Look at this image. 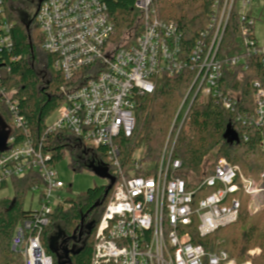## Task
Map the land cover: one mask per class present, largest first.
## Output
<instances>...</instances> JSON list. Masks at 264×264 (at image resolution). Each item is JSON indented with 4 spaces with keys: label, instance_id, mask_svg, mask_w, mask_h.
Returning <instances> with one entry per match:
<instances>
[{
    "label": "built area",
    "instance_id": "built-area-1",
    "mask_svg": "<svg viewBox=\"0 0 264 264\" xmlns=\"http://www.w3.org/2000/svg\"><path fill=\"white\" fill-rule=\"evenodd\" d=\"M261 1L214 0L209 24L187 54L178 25L162 19L155 0H135L140 19L134 29L121 35L111 19L108 0L41 1L37 26L43 35L42 49L55 58L53 69L63 76V102L54 112L57 118L45 123V129L50 135L61 134L72 150L79 149L89 169H107L115 179L95 233L90 264H239L226 251H207L196 244L192 232L205 238L237 222L240 197L253 201L264 192L261 182L220 159L212 174L190 187L180 176L183 166L173 151L197 95L221 97L225 108L236 111L238 98L220 92L225 68L247 69V54L260 56L264 67V45L258 44L255 29H243L246 55L228 57L221 51L235 5L243 20L252 11L249 26L255 28L254 4ZM15 23L8 16L7 2L0 0V104L7 106L11 116L10 125L4 122L8 139L7 149L0 152V189L13 178L39 176L41 183L30 191L37 196L39 209L32 210V216L16 228L12 248L23 255L25 264H53L41 235L57 207L65 205L59 192L67 185L60 179L54 157L44 149L46 137L40 143L35 140L17 90H8L3 83L8 62L22 59L13 55ZM189 64L197 71L194 83L172 122L157 171L146 177H138L135 170L126 174L117 139L133 136L138 99L156 91L159 77L178 76ZM253 89L255 112L239 119L262 126L264 89L257 81ZM97 149L104 150L108 162L95 154ZM140 157L136 156V170L143 165Z\"/></svg>",
    "mask_w": 264,
    "mask_h": 264
},
{
    "label": "trees",
    "instance_id": "trees-1",
    "mask_svg": "<svg viewBox=\"0 0 264 264\" xmlns=\"http://www.w3.org/2000/svg\"><path fill=\"white\" fill-rule=\"evenodd\" d=\"M5 1L8 16L16 22L13 28V55L22 59L15 63L8 62L9 73L4 76L3 83L8 90H17L16 96L22 101V114L26 115L35 140L40 143L46 137L44 149L52 154L56 162L64 157L70 146L62 141L61 134H48L45 123L63 102L60 94L63 76L53 69L55 58L42 49L43 35L38 26H34L35 21L27 29L26 24L11 9L10 0ZM213 2L214 0H155L162 19L178 25L182 32V49L186 54L193 48L200 33L207 28ZM108 4L118 35L135 28L140 19L135 0H109ZM234 8L221 46L222 53L228 57L247 54L243 29L247 27L252 32L255 29L254 26H249L252 11L243 20L238 14L239 5L236 4ZM247 64V69L242 66L225 68L219 82L221 94L238 98L234 113L223 106L221 97L199 94L190 106L173 151V157L179 159L183 166L180 176L190 187L212 174L216 165H205V160L214 152H217L218 157L238 166L244 176L257 182L262 180L264 125H251L239 117L253 116L256 108L253 83L260 82L264 89V67L260 56L255 54H247ZM188 66L178 76L170 77L166 74L159 77L160 83L156 91L138 99L135 110L137 127L133 136L117 139L120 163L126 174L135 170L138 177H146L157 171L172 122L194 83L197 71L192 64ZM193 98L192 93L189 103ZM0 116L10 125L11 116L8 111L0 109ZM229 125L240 136L239 142L231 143L224 136ZM140 150H143L140 157L143 165L140 170H136V153ZM95 154L102 158V162H108L104 150L97 149ZM71 166L78 171L74 164ZM9 183L15 190L13 199H0V264H25L23 255L13 250L12 240L16 228L32 216V209H25V199L33 185L40 184L41 180L37 174L32 173L23 178L5 181L1 189L6 188ZM107 188L108 186L90 189L84 196H79L78 200H66L65 205L57 207L51 215L50 224L44 227L41 235V242L47 255L53 258V264H59L68 252L71 264H90L95 233L111 195L110 191L105 196ZM240 200L242 209L237 222L205 238L199 237L193 230V240L196 244L203 245L207 251H226L239 264L248 259L251 249L260 247L262 253L252 263L264 264V210L252 216L247 207L251 198L242 195ZM83 232L85 236L83 234L79 243L76 239Z\"/></svg>",
    "mask_w": 264,
    "mask_h": 264
},
{
    "label": "rangeland",
    "instance_id": "rangeland-1",
    "mask_svg": "<svg viewBox=\"0 0 264 264\" xmlns=\"http://www.w3.org/2000/svg\"><path fill=\"white\" fill-rule=\"evenodd\" d=\"M42 0H10L9 4L11 9L14 11V14L18 16L20 20L23 15H27L30 18H34L35 14L38 12L40 3ZM106 1V0H105ZM109 1V0H108ZM255 11L254 17L256 18L255 25V35L258 39V44L260 46L264 45V1L255 2L254 4ZM34 26H37V16L35 18ZM0 109L3 111H8L7 106L5 104H0ZM57 118V115L53 113L46 123L52 124L53 121ZM72 145H76V139L74 137L71 138ZM143 150H140L136 153L137 157L142 155ZM81 151L79 149H71V147L67 148L64 157L55 162V166L57 171L59 172L60 179L67 185V188L61 190L59 194L66 200L75 199L79 196H84L90 189H97L99 187L107 186L108 180L101 177L99 174L97 175L95 171L89 169L85 161H81ZM220 159H225L223 157H218L217 152H214L210 157L205 160V165H211L212 163L218 162ZM75 162V163H74ZM72 164L75 165L78 171H75L72 168ZM262 188L264 189V179L261 180ZM15 190L11 183H9L6 188L0 189V199L2 198H11L13 199ZM25 209L26 210H37L39 209L37 196H32V194H28L25 199ZM249 214L254 216L257 212L264 210V192L260 195L256 196V198L252 201L250 200L247 204ZM262 253V249L260 247L253 248L248 252V259L245 261H253L254 258L258 257ZM244 263V262H243Z\"/></svg>",
    "mask_w": 264,
    "mask_h": 264
},
{
    "label": "water",
    "instance_id": "water-1",
    "mask_svg": "<svg viewBox=\"0 0 264 264\" xmlns=\"http://www.w3.org/2000/svg\"><path fill=\"white\" fill-rule=\"evenodd\" d=\"M37 16V13L35 14V17L32 19L31 23L32 24L34 21H35V18ZM5 123L2 119V117L0 116V152H3L7 149V144H6V141L8 139V135L7 133L5 132ZM228 140L229 142L231 143H234V142H239L240 140V136H238L232 129V126L229 125L225 135H224ZM95 170L96 174L100 175L101 177L107 179L110 181V185L108 186L107 190H106V193H105V196H107L109 194V192L112 190L113 186H114V182H115V179L113 176H111L109 174V171L107 169H93ZM55 252V251H54ZM73 251H71L72 253ZM69 252L67 253V256H69ZM71 263V262H70ZM59 264H66V262L64 261H60Z\"/></svg>",
    "mask_w": 264,
    "mask_h": 264
},
{
    "label": "flooded vegetation",
    "instance_id": "flooded-vegetation-1",
    "mask_svg": "<svg viewBox=\"0 0 264 264\" xmlns=\"http://www.w3.org/2000/svg\"><path fill=\"white\" fill-rule=\"evenodd\" d=\"M32 19H33V18H30V19H29V17H28L27 15H23V17H21L20 21H22V23H25V24H26V28L29 29V28L33 25V23H34V22H33L32 24H30L31 21H32ZM107 186H109V184H108ZM84 230H85V233H86V232H87V231H86V228H85ZM89 232H90V231H89ZM85 233H84V232L81 233L80 236H79V238L76 239V241H78V242L80 243L81 240H82V238H83V234H84V236H85ZM65 256H66L65 259L62 260V261L66 262V264H71V263H70V262H71V259H70L69 256H67V253L65 254Z\"/></svg>",
    "mask_w": 264,
    "mask_h": 264
},
{
    "label": "bare ground",
    "instance_id": "bare-ground-1",
    "mask_svg": "<svg viewBox=\"0 0 264 264\" xmlns=\"http://www.w3.org/2000/svg\"><path fill=\"white\" fill-rule=\"evenodd\" d=\"M46 264H48V262H46Z\"/></svg>",
    "mask_w": 264,
    "mask_h": 264
}]
</instances>
